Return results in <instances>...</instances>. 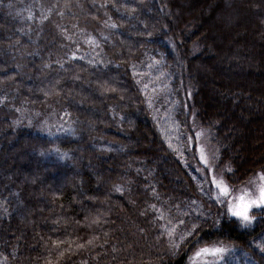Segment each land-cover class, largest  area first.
Wrapping results in <instances>:
<instances>
[{
	"label": "trees",
	"instance_id": "trees-1",
	"mask_svg": "<svg viewBox=\"0 0 264 264\" xmlns=\"http://www.w3.org/2000/svg\"><path fill=\"white\" fill-rule=\"evenodd\" d=\"M195 126L264 170V0H0V264H264Z\"/></svg>",
	"mask_w": 264,
	"mask_h": 264
},
{
	"label": "rangeland",
	"instance_id": "rangeland-1",
	"mask_svg": "<svg viewBox=\"0 0 264 264\" xmlns=\"http://www.w3.org/2000/svg\"><path fill=\"white\" fill-rule=\"evenodd\" d=\"M231 46V43H228ZM220 50L218 54L220 55ZM221 57V56H220ZM213 77V78H212ZM209 78L214 80V82H219L216 76H209ZM195 136H196V148H197V156L199 159L200 164L203 166L204 170L206 171L210 182H212L214 190L216 193L226 199L228 212L232 217V213L229 211V208L238 204L239 198L244 196L245 199L253 198L258 195L259 189L264 187V170H259L251 175L248 179H246L243 183L237 186H229V184L224 181L222 175L215 167V161L217 159V150L216 148L210 143V136L208 135L207 131L203 128L195 126ZM214 166V167H213ZM215 181V182H214ZM220 187H217V185ZM223 188H226L227 191H222ZM259 209L262 208H253L250 210L249 215ZM238 218V217H235ZM239 219V218H238ZM240 220V219H239ZM216 248H222L225 251L228 247L226 246H211V247H201L194 250L187 261L186 264H214L217 262L222 256L223 252L212 254V250ZM208 249V252H202L201 250ZM199 253V254H198Z\"/></svg>",
	"mask_w": 264,
	"mask_h": 264
},
{
	"label": "snow or ice",
	"instance_id": "snow-or-ice-1",
	"mask_svg": "<svg viewBox=\"0 0 264 264\" xmlns=\"http://www.w3.org/2000/svg\"><path fill=\"white\" fill-rule=\"evenodd\" d=\"M264 178V177H262ZM215 182V181H214ZM217 187H220L218 184ZM222 191H227L226 188H223ZM239 203L235 206L229 208V211L232 213L233 216L238 217L245 223H251L253 217L249 215L250 210L253 208H264V187L259 189V193L257 196L253 198L245 199L244 196L239 198ZM202 252H208V249L201 250ZM225 251L222 248H216L212 250V254L221 253ZM199 254V253H198Z\"/></svg>",
	"mask_w": 264,
	"mask_h": 264
}]
</instances>
